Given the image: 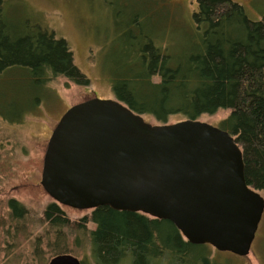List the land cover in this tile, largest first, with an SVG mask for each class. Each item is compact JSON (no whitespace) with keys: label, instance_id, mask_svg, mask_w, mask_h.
Wrapping results in <instances>:
<instances>
[{"label":"trees","instance_id":"obj_1","mask_svg":"<svg viewBox=\"0 0 264 264\" xmlns=\"http://www.w3.org/2000/svg\"><path fill=\"white\" fill-rule=\"evenodd\" d=\"M197 3V32L184 51L164 54L153 42L133 41L116 53L124 59L113 61L114 95L162 124L176 115L197 120L229 111L220 126L243 150L248 184L264 191V19H249L233 0ZM6 7L7 1L0 0V116L7 118L4 111L12 103L26 114L37 89L48 91L57 77L90 84L66 40L36 33ZM7 209L8 214H0V227L10 225L9 234L26 232L34 239L33 255L43 252V264L48 261L41 249L44 238L53 256L83 254V264H230L213 246L189 242L173 222L140 212L103 206L74 220L52 203L34 224L31 211L16 199Z\"/></svg>","mask_w":264,"mask_h":264},{"label":"water","instance_id":"obj_2","mask_svg":"<svg viewBox=\"0 0 264 264\" xmlns=\"http://www.w3.org/2000/svg\"><path fill=\"white\" fill-rule=\"evenodd\" d=\"M41 184L57 204L108 206L173 222L191 243L249 256L264 197L227 130L186 118L147 122L118 99L72 106L49 140ZM48 264H83L60 254Z\"/></svg>","mask_w":264,"mask_h":264},{"label":"rangeland","instance_id":"obj_3","mask_svg":"<svg viewBox=\"0 0 264 264\" xmlns=\"http://www.w3.org/2000/svg\"><path fill=\"white\" fill-rule=\"evenodd\" d=\"M7 13L20 16L37 32L54 33L56 39L67 41L74 55V63L85 74L90 84L77 85L64 77L49 83L48 91L39 87L31 106L24 115L21 105L12 103L0 116V214H8L7 203L16 199L39 222L45 209L55 200L43 188L44 157L52 133L63 115L74 105L91 98L116 99L113 92L114 60H122L117 52H124L133 41L153 42L164 54H177L193 40L196 34L194 15L197 0H6ZM242 5L249 19H264V0H233ZM17 73V72H15ZM3 84V83H2ZM2 84L0 83V92ZM41 99L40 103L38 99ZM229 111L204 115L199 120L221 127ZM147 122H159L144 115ZM185 118L176 115L169 123ZM264 197V191L260 192ZM71 219L79 220L91 210H78L60 205ZM93 229L94 225H89ZM5 227V228H4ZM0 227V262L5 264H43V253L34 256V239L26 232L10 225ZM38 233L40 229H33ZM44 232L41 229V238ZM35 237V236H33ZM36 248H38L36 246ZM40 249V248H38ZM48 261L55 257L44 238L42 247ZM80 260L83 254H75ZM220 259L230 264H264V215L252 251L240 257L219 252Z\"/></svg>","mask_w":264,"mask_h":264}]
</instances>
